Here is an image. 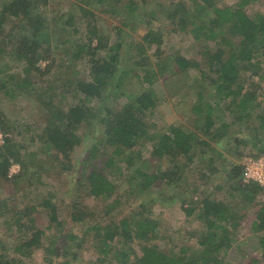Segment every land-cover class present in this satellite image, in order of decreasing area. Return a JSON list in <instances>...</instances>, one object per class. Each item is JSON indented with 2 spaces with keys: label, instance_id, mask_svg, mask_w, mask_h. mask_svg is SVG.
<instances>
[{
  "label": "trees",
  "instance_id": "1",
  "mask_svg": "<svg viewBox=\"0 0 264 264\" xmlns=\"http://www.w3.org/2000/svg\"><path fill=\"white\" fill-rule=\"evenodd\" d=\"M161 1L128 0L123 4L124 0H96V5L106 16L125 11L123 27H130L128 21L138 13L141 15L138 20L162 16L171 24L172 33L188 37L197 45L196 58L188 60L180 55L171 57V60L164 58L163 34L159 29L151 28L143 39L150 48L157 45L158 68L151 72L150 67L144 65L150 64L145 45L132 42L130 56L131 51L125 49L124 42L110 43L108 37L101 35L96 27L91 29L89 24L88 44L79 45L73 58L88 60L90 80H78L75 88L77 96L74 97L77 103L67 108L61 105L62 99L57 104L52 103L53 94L49 105L56 106V110L48 115L39 137L44 147L50 150L49 156L53 158L50 165L55 170L49 174V170L40 164L41 168L30 175V166L22 153L23 146L15 143L13 138H4V143L0 145V180L10 181L9 170L14 161L23 167L21 174L14 177L17 183L25 180V189L42 186L48 190L46 197L36 194L37 202L26 201L31 192L25 193L21 200L13 199L10 206L0 202V209L10 208L7 231L14 236V241L0 238V264H22L39 251L45 255L46 264H70L58 263L57 260L68 253L75 241L81 240V234L93 231L96 248L104 256L101 261L104 262L112 254L113 259L108 260V264H113V260L119 264H230V256L239 252L246 253L241 254L237 263L246 264L250 252L243 248L241 241L234 242L237 230L242 227L241 222L249 219L255 238L254 250L259 255L252 257V262L264 264L263 191L255 183L244 184L243 166L232 164L225 179L230 191H236L242 197L240 208L247 210L253 205V219L249 218V214H238L233 202L227 204L211 199V195L205 198L200 195L204 180L219 173L217 156L222 157V153L218 149L230 142L233 135L245 131L246 123L249 124V132L239 144L250 148L249 153L253 157L264 156V101L260 100L264 95V13L249 15L247 8L253 0H238L232 6H221L220 0ZM153 2L156 8L152 7ZM3 3L0 9V59L1 56L7 57L23 66L16 86L6 90L16 95L17 90L29 95L38 91L43 94L59 91L42 81L48 75L57 81L54 73H58L54 68L59 55L54 52L51 22L46 15L50 0H4ZM161 5L163 9L159 10ZM82 10L86 15L90 14L87 9ZM90 16L93 18L94 14ZM123 27L119 30L118 40L126 37ZM136 53L144 61H136V65L142 67L145 73L143 82L149 83L150 87L160 77L176 78L191 70L197 73V86L193 93L195 100L190 102V113L195 117L199 132L172 125L158 138L149 134L145 118L147 113L152 114L157 108L154 89L141 88L137 94L126 96L120 94L114 84L123 66V56L136 59ZM122 73L127 72L123 69ZM2 75L7 76L8 73L0 69V78ZM135 77L139 79L136 74ZM67 83L72 85L74 82ZM116 93L118 97L128 98L116 110L104 107L106 112L100 113L103 110L100 105H91L95 101L103 102L115 97ZM80 94L83 98L79 97ZM224 103L228 105L220 108ZM3 115L0 114L3 133H14L17 128L11 126ZM96 120L102 133L91 144L85 161L74 165L72 154L87 137ZM142 140L150 144L153 158L167 160L170 166L166 171L146 174V181L138 193L149 194L148 201L155 205L162 197H154L152 186L163 184L167 187L166 191L183 185V189L189 190L191 184L192 191L190 189L191 192L185 193L189 197L181 198V206L188 222L194 220L200 223V229L186 235L195 239V245H189L186 240L177 245V251H164L158 243L162 237L160 224L152 219L150 208L143 203L139 206L143 216L131 212V216H127L122 212V218L111 219L115 209L122 207L123 196L114 198L118 195L117 184L107 171L118 169L116 162ZM208 149L215 155L207 157ZM237 156L241 159L242 154ZM133 160L134 156L129 155L124 163L129 166ZM180 171L187 173L186 178ZM62 172L76 173L77 179L72 191L68 192L69 200H60V204L54 200L58 193L53 192L52 187H48L50 182L45 183L43 179L61 177ZM197 173L201 174L196 176ZM140 195L129 192V202H135V197ZM90 199L105 204L101 219H95L100 213ZM257 199L259 202H256ZM19 201L22 207L17 209ZM43 213L47 219L44 226L40 220ZM108 218L111 222L103 224ZM11 223L13 230H10ZM80 225L86 229L82 231ZM131 244H137L138 251L133 250ZM62 250L66 252L62 253Z\"/></svg>",
  "mask_w": 264,
  "mask_h": 264
},
{
  "label": "rangeland",
  "instance_id": "2",
  "mask_svg": "<svg viewBox=\"0 0 264 264\" xmlns=\"http://www.w3.org/2000/svg\"><path fill=\"white\" fill-rule=\"evenodd\" d=\"M3 1L4 0H0V9L2 4H4ZM136 1L140 2V0ZM220 1L221 6H232L238 2V0ZM125 2H128V0H124L123 4ZM153 3L152 7L156 8L157 5H155V2ZM162 3H165L164 0ZM82 9H87L90 14H94V17L92 18L90 14L86 15ZM99 9L98 5H96V0H50L46 15L51 22L53 37L52 45L54 47V52L59 55V58L55 63L56 67L54 68L58 73H54L57 81L52 75H48L43 78L42 81L44 84H49L53 89L59 90L55 93L47 92L46 94H43V92L41 93V91H38L29 95L17 90L18 93L16 95L15 93H11L10 90H6L16 86V83L20 80L19 76L22 74L23 66L19 63H14L10 58H3L1 56L0 69L5 70L8 75H2V78H0V114H4V119L17 129L14 133L9 132L4 134L0 124V145L4 143V138L8 137L13 138L15 143L23 146L21 147L22 153L26 155L25 160L30 166V175L31 172H37V169L41 168L40 164H43L44 169L49 170V174L55 170L50 165L53 161V158L49 156L50 150H47L44 147L39 137L41 133H43L42 130L44 129V126H46L48 115L55 113L56 110V106L49 105V103H51L50 99L53 98V94L55 97L52 99L54 101L52 103L57 104L62 99L60 102L62 103L61 105L67 108L69 105L77 103V99L74 97L77 96L75 88L78 80H90V67L88 60L81 59L82 57L74 59L73 56L78 52L79 45L88 44L89 32L92 28L96 27L101 35L108 37L110 43L124 42L125 49L131 51L130 56L132 55V50L130 49V44L132 42L137 43V45L140 46L145 45V47H147L146 53L149 57L148 60L150 61V64L144 65H146V67L148 66V68L150 67L151 72L157 71L158 68L155 55L157 45H153L150 48L143 40L151 28H155L156 30L159 29L163 34L162 52L165 55L164 58L170 59L172 57L171 59H173L175 55H180L189 60L197 57V45L188 37L172 33L171 24L166 19L164 20L162 16H156L155 19L148 16L138 20L141 16L138 13L136 17H133L128 21L130 27H123V22L126 20V16H124L125 11H123L124 13H118L117 15L106 16L105 14H102ZM162 9L163 6L161 5L159 10ZM247 10L250 16L264 13V0H253ZM89 24L92 26L90 30ZM122 27L126 31V37L125 39L121 38L118 40L119 30ZM135 55L136 59H134L135 57L129 58L127 55L123 56V66H121V71L114 81V84L117 86L118 92L120 94H125L126 96L137 94L141 88L154 89L158 101L157 108L152 114L147 113V117L145 118V122L149 127V134L158 138L172 125L184 127L193 132H199V127H196L195 125V117L190 113V102L195 100L193 93L195 94L194 89L197 86V73L194 70H191L190 73L180 75L176 78L169 79V76L165 78L160 77V79H162L155 80L154 85L150 87L149 83L143 82L145 73L143 72L142 67L136 65V61H139L140 63H143L144 61L140 59L138 53ZM43 65V68H45L46 63ZM6 67H10V69H7ZM123 69H125L127 73H122ZM135 74L139 76V79L135 77ZM67 81H72L74 83L71 85L68 84ZM118 95L119 94L116 93L115 97L107 98L103 102L95 101L91 105L95 107L100 105L103 108L100 113L106 112L104 107H111L116 110L128 100L127 97H118ZM79 97L83 98L81 94ZM260 100L264 101V95ZM227 105V103H224L220 108L224 109ZM100 113L98 115H100ZM226 118L229 120L228 114H226ZM257 122H259L258 119ZM97 123V120L96 122L93 121V126L88 132L87 137H85L81 144L75 148V151L72 154L74 165H78L85 161L91 144L94 143L96 138L102 133L101 129L97 127L99 124ZM200 125H202V123ZM245 126L246 128H243L245 131L233 135V139L230 142L225 143L223 147L218 149V152L220 154L222 153V157H218L219 155L217 156V158H219L217 159L219 173L204 180V184L200 188V195L202 198L211 195V199L223 201L227 204L233 202L238 214L243 215L246 213L249 214V218L253 219L252 212L255 211L253 205L247 210L240 208L241 205H239V203L242 201V197L239 196L238 192L233 190L230 191L229 184L225 179L232 164H239L242 166L244 158H246V156H252L249 153L250 148L239 144V141L245 139L246 134H248L247 132H249L247 131L249 124L246 123ZM85 131L86 130H83L82 132ZM150 150V144L145 140H142L137 146L127 150L128 152L116 162L115 165H118V169L111 168L107 171V173L110 174L112 181L117 184L118 195L114 198L118 199L120 198L119 196H123V198H121L122 207L115 209L114 213L110 215L111 219L115 221L116 219L122 218V212L127 216H131L130 212L143 216L139 207L143 203L150 208V214H153L152 219L157 220L160 224L159 230L162 237L158 240V243L164 251L168 252L172 249L177 251V245L186 240L189 245H195V239L188 238L186 235L188 232H194L200 229V223L194 220L188 222L181 206V198L186 196V192L192 191L190 182L189 190L183 189V185L179 187L174 186L169 188L171 190L166 191H164V189L167 187L163 184L152 186L154 197H162V199L157 201L155 205H152L150 201H148L149 194L144 193L143 195H140L138 193L140 192L142 183L146 181V174H153L159 170L166 171L167 167L170 166L167 160L153 158ZM141 151L143 154H141ZM240 153L242 154L241 159L237 156V154ZM129 155H133L134 160L132 161V164L128 166L124 163V159ZM213 155L215 154L208 149L207 157ZM22 171L23 167L19 163L14 161L11 162L9 170L10 181L0 180V202H6L8 203V206H10L13 199L21 200L23 195L29 192L31 193L29 194L30 198L26 200L27 202H37L36 200L38 199V196L36 198L35 196L39 193L42 194V197L47 196V188L44 189L42 186H36L35 188L25 189V180H20L17 183V180H14V177L19 176ZM184 171L187 172L186 168ZM198 173L196 176L201 174ZM180 174L183 175L184 178L187 176V173H183L182 171H180ZM43 177L46 178L45 175ZM47 179L49 181H46ZM76 179V173L62 172L61 177L54 178L48 176V178L43 180L45 183L50 182L48 187H52V190H54L53 192L58 193L54 200L61 204L60 200H69L70 194L68 192L72 191L71 188H73L72 186ZM142 179L144 180L143 182L141 181ZM192 182L193 181H191V183ZM182 183L183 182L180 184ZM129 192H134L140 196L135 197L137 198L135 202L134 200L129 202ZM186 197H189V195ZM93 202L94 199H90V203L95 207L97 206L98 212L100 213L99 217L95 219H101L102 216H104L105 204L103 202ZM256 202H259V200L257 199ZM110 203H112V201ZM236 206L238 208H236ZM21 207L19 201L17 209H20ZM9 209V207L0 209V238L14 241L13 234H9L7 231L9 229L8 221L11 218V214L8 213ZM40 220L43 226L46 225L47 219L44 213L40 215ZM110 222L111 221L108 218L103 224ZM249 222L250 219L249 221L246 220L241 222L242 227L237 230L238 233L235 237L234 243L241 241L243 248L250 252L249 254L247 253L249 259H247L248 263L246 264H254L252 262V257L259 255L256 254L254 250L255 238L250 230L251 225ZM67 227L68 226H66V228ZM79 227H81L82 231L86 229L82 225ZM10 230H13L12 223ZM50 233L51 232H49V234ZM94 235V231L81 234V240L78 239L75 241L72 248L68 250V253L63 258L61 256L57 262H70V264H108V260L111 258L113 259L112 254L108 258L106 257L104 262L101 261L104 256L100 253L99 249L96 248ZM248 238L249 240L244 243ZM62 241L63 239L61 242ZM130 247H132L133 250L138 251L137 244H131ZM65 252L66 250H62V253ZM243 253L246 252L232 254L229 263L238 264L237 262L240 261V256ZM57 256H59V254ZM259 260H261V257ZM22 264H46L45 255L42 251L36 252L30 259H25ZM113 264L119 263L113 260Z\"/></svg>",
  "mask_w": 264,
  "mask_h": 264
},
{
  "label": "built area",
  "instance_id": "3",
  "mask_svg": "<svg viewBox=\"0 0 264 264\" xmlns=\"http://www.w3.org/2000/svg\"><path fill=\"white\" fill-rule=\"evenodd\" d=\"M242 166L244 184H257L263 191L262 198L264 200V156H246Z\"/></svg>",
  "mask_w": 264,
  "mask_h": 264
}]
</instances>
